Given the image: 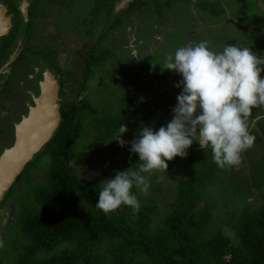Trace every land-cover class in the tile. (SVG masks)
I'll use <instances>...</instances> for the list:
<instances>
[{"label": "trees", "instance_id": "obj_1", "mask_svg": "<svg viewBox=\"0 0 264 264\" xmlns=\"http://www.w3.org/2000/svg\"><path fill=\"white\" fill-rule=\"evenodd\" d=\"M5 1L0 0L1 11L7 9L3 6ZM49 1L55 5L59 31L52 40L48 38L44 47L50 41L59 45L56 43L54 48L45 49L36 46L35 41L34 45L29 44L32 48L38 47L35 54L36 50H42V68L55 74L42 81L56 80L58 119L50 138L32 155L10 187L17 185L23 175L25 179L22 180L29 182L36 205L16 216L12 226L20 237L15 243L20 250L14 257L9 256L8 263L0 264H264V169H261L262 183L257 188L259 205L252 208L245 202L237 211L226 198H221L222 202L211 200L210 188L218 192V199L222 192H234L235 186H238L235 194L254 195L252 186L257 180L251 181L248 165L238 177L230 172L233 166L218 167L212 160L211 150L198 152L195 141L187 150L195 152L191 158L185 156L188 162L178 161L182 157L177 156L168 161L166 172L144 173L148 176L149 191L132 189L140 202L138 212L122 205L105 214L95 206L102 181L114 178L116 171L138 165V154L130 152V142L139 129L153 123L147 117L151 113L146 118L141 117L143 101L146 106L139 90L143 76L121 74L123 54L131 45L126 36L117 40L115 34L123 28L127 13L134 15L127 20L141 31L155 26L153 32L159 31L165 37L169 23L185 31L187 25L179 21V15L187 16L188 0H130L120 12L115 11L118 0H93L90 4H84V0ZM166 6L167 15L163 9ZM206 7L196 9H202L206 22L223 19L219 7L215 10ZM243 7L247 12L253 9L245 4ZM75 9L81 12L75 13ZM62 23L69 24V28H62ZM239 31L230 26L232 35ZM216 35L220 41H232L230 33L220 31ZM134 41L132 43L136 44ZM8 47L6 38L0 37V58L8 57ZM115 55L119 58V68H113L110 57ZM59 56L72 62L70 71L68 68L63 71ZM107 61L112 65L110 81L127 83L126 102L123 96L120 102L101 99V90L89 88L86 92L84 84L73 82L76 63H82L83 77L88 81ZM2 63L0 61V65ZM164 66L165 62L161 61L157 69L162 72ZM171 95L166 92L163 104L169 105ZM134 109L136 116H133ZM257 109L260 107L253 109L254 114ZM161 115L165 122H157L158 126L166 125L171 119L166 111ZM120 124L128 127L122 137L128 143L123 147L115 140L107 142ZM44 156L48 158L44 166L45 180L37 183L33 172ZM241 160H246V152L242 153ZM176 164L184 167L176 169ZM243 180L249 186L243 188L235 184ZM224 226L230 227L233 236L226 233Z\"/></svg>", "mask_w": 264, "mask_h": 264}, {"label": "clouds", "instance_id": "obj_2", "mask_svg": "<svg viewBox=\"0 0 264 264\" xmlns=\"http://www.w3.org/2000/svg\"><path fill=\"white\" fill-rule=\"evenodd\" d=\"M188 15L185 20L189 23ZM163 69L182 77L175 85L182 91L177 95L172 117L158 129L151 126L139 129L130 142V152L138 154V165L116 171L114 178L100 183L95 206L105 214L122 205L138 212L140 202L132 189L149 191L148 176L144 173L166 172L168 161L177 156L185 157L194 141L201 149H210L212 160L222 169L238 166L242 153L254 144L249 118L253 109L264 106V76L261 75L264 58L238 43L215 50L201 40L189 42L167 55ZM260 119L264 117H252L251 125ZM127 131V125L120 124L107 142L115 140L121 147L125 146L128 142L122 137Z\"/></svg>", "mask_w": 264, "mask_h": 264}, {"label": "flooded vegetation", "instance_id": "obj_3", "mask_svg": "<svg viewBox=\"0 0 264 264\" xmlns=\"http://www.w3.org/2000/svg\"><path fill=\"white\" fill-rule=\"evenodd\" d=\"M128 1L130 0L125 1V7L121 10H116V2L115 11L120 12L125 10ZM223 1H225V3H223ZM243 1L244 0H242V2ZM219 2L224 9L221 11L223 19L229 24L227 28L221 29L223 19L220 22L212 23V19L206 22V18L201 14L202 10H196L199 7L188 6L186 15L190 14L188 15V17H190V22H186L184 14L179 15V21L186 23L187 30H179L178 26H173L169 23L165 35L166 40L163 39L166 43L165 47L159 46L161 36L157 37V34L161 32L156 31L157 34H155L153 32L155 26H148L141 31L140 29H136V25H133L132 22L127 20L124 22L125 24L123 28H121L120 34H115L117 40L125 39L126 36L131 45L128 47V51L123 54L124 69L122 68L121 74L127 72L136 78H139V75L143 76V81L139 83V90L141 91L140 95L142 98L146 100L145 107L148 109L143 112L141 117L146 118V116L151 113L147 117H150V120L153 122L150 125L154 129H158L160 126H158L157 122L162 124L165 120L161 115L164 111L172 115L175 106L170 105L171 103H177V97L175 96L182 91V88L175 86L177 82L182 79L180 75L171 70L164 69L160 72V70L157 69L161 61L165 62V58L170 53L169 49L175 48L176 45L178 48L185 46L189 42L199 43L201 40L207 41L209 48L215 46L217 49L218 45H220V48L217 50H220L226 44L238 43L243 47L251 48L258 56L264 58V0H246L244 3L245 7L253 8L250 12H247L244 7L240 8L233 4L231 0H219ZM3 6H7V9L0 11L2 18H5L8 24L5 25V30L1 31L0 37L6 38V42L9 45V53L8 57L0 58V61H3L0 65V113H7L11 116L8 118L11 125H9L8 121V123L2 122L0 126V138L3 137L2 141H0V156L4 150H6L5 148L7 145H5L4 141L7 137H12L11 139L13 140L10 147L14 145L18 125L28 116L30 110L35 107V101L42 90V73L44 70V68H42L44 63H40L42 50H36L35 54V48H38L36 47L37 45L44 47L49 41L48 38L51 37L52 40L59 31V21H57V16L55 14V5L49 0H6ZM163 9L164 14L169 12L167 6ZM133 16L130 15L128 17ZM199 18L201 19L200 25H194V21ZM235 24L238 26L236 28L240 31L239 34L233 33L232 37L230 26L235 27ZM157 26L158 25H156V27ZM219 30L225 34L230 33L229 38L232 39V41H220L216 35V33L220 32ZM169 32L171 33L169 34ZM133 38L136 40L134 41ZM153 38H157V43L155 45H152V42H154ZM181 38L185 39L180 41ZM196 38L200 40L195 42L194 39ZM176 39H178L177 42ZM34 41L36 46H33V49L29 42H32L34 45ZM37 41L40 43L38 44ZM132 41L136 42V44H133ZM168 41L172 42L169 44ZM122 43L123 42H120V44ZM55 45L56 43H54V41H50V44L46 48H54ZM18 56L19 58H17ZM63 57L65 56H59V65L62 66L63 71L67 70L66 68L70 71L72 62H68L66 57ZM16 60L19 62H16ZM9 61V64H11V66H9L10 69L7 67ZM3 71H6V73H2ZM46 71L47 70H45V72ZM263 73L264 72L261 74ZM36 77H40L41 79H36ZM34 79L37 80L35 87L31 85ZM53 81L56 80L53 79ZM33 88L36 89V94L34 95L33 93V95H30ZM166 92L168 94L172 93L170 97L171 100L168 101L169 105L163 104ZM170 110L172 112H170ZM256 116L259 115L252 113V117ZM252 117H250L249 120H252ZM251 126L250 121V127ZM196 150L200 153L203 151L199 144L196 145ZM191 154H195V152L189 151L186 156L191 158ZM179 159L180 161H184L187 160V157ZM9 206L11 213L15 216L13 219L14 224L17 212H15L14 206ZM10 220L11 219H9V221Z\"/></svg>", "mask_w": 264, "mask_h": 264}, {"label": "rangeland", "instance_id": "obj_4", "mask_svg": "<svg viewBox=\"0 0 264 264\" xmlns=\"http://www.w3.org/2000/svg\"><path fill=\"white\" fill-rule=\"evenodd\" d=\"M92 1L93 0H84V4H90ZM245 1L246 0H244L243 2H242V0H231V2L233 4L239 6L240 8H243ZM223 3H225V1H223ZM186 5L187 6H197L200 8H205L207 5L206 9L215 10L217 7H219L220 11L224 10L223 6L220 5L219 0H214V1H212V0H188ZM75 11H76L75 13L81 12L78 9H75ZM130 15H131V13H127L124 16L125 21L129 18L128 16H130ZM239 21H241V20H239ZM200 22H201V19L199 18L196 21H194V25L199 26ZM6 24H7V20L5 21V18H2V15H1L0 16V31L5 30ZM221 24H222L221 29L227 28L229 26V24L226 23L225 19H223ZM61 27L62 28L63 27L69 28V24H63L62 23ZM235 27H238V26L235 24ZM120 32L121 31L119 29L116 34H119ZM170 33L171 32H169V34ZM155 34H157V32H155ZM158 36H160V35L157 34V37ZM232 37H233V35H232ZM156 39L157 38H153L154 42H152V45H155L157 43ZM184 39L185 38H183V40ZM199 40L200 39H198V38L194 39L195 42H197ZM177 41H178V39H176V42ZM170 42H172V41H168L169 44H170ZM56 43L58 46L59 43L58 42H56ZM80 44H78L77 47H79ZM159 46H162V47L166 46V43L163 41L162 36H161V40L159 41ZM177 48L178 47H176L175 49H177ZM211 48L217 50L218 48H220V45H218L217 49L215 46H212ZM173 50L169 49L171 54L174 53ZM263 57H264V55H263ZM110 58L113 61V66H114L113 68H119V63H120L119 58L116 55L111 56ZM81 64L82 63H76V66H74V68H73V82H75V84H77V83L80 85L84 84V88H85L86 92L89 88H95V89H98L99 91L101 90L100 95H103L101 99L107 98L109 101H110V99H112L113 101L115 100V102H120L122 100V96H123L124 102L127 101V97L124 95V92H126L125 88L127 87V83L118 84L114 79H113V81H110L109 77H110V70H112V65L109 61H107V63H105L104 65L102 64L99 68H97L96 72H95V76L92 77L91 79H89L88 81H86L83 77L82 69L84 66ZM79 66H81L80 70L78 69ZM7 67L9 68V66H7ZM76 68L79 72L76 70ZM44 72H45V69L43 70V73H42V75H43L42 79H44V80L47 78H53V76L55 77V74L53 71L48 72V73L47 72L44 73ZM2 73H6V71H3ZM261 75L264 76V73ZM36 79H41V78L36 77ZM36 79H34L32 84H31L34 87L36 86V81H37ZM51 80H53V79H49V81H51ZM33 93H34V95L36 94L35 88H33L30 95H33ZM175 97H177V94ZM88 98H89V96H88ZM100 102H101L102 106H105L102 103V100H100ZM142 103L144 105V111H146L144 101ZM173 104L174 103H171L170 106H172ZM170 112H172V111L170 110ZM136 114H137V112L134 109L133 116L134 115L136 116ZM257 114L261 117H264V106H261L260 109H257ZM10 117L11 116L7 113H0V126L2 125V122L8 123V121H9L8 118H10ZM171 117H172V115H171ZM9 125H11L10 121H9ZM249 131L255 136L254 144L252 145V147H250L246 151H244V153L246 152V160H244V161L241 160V163L238 166H233L232 169L230 170V172L234 176H237V177H238V175L241 176L240 172L243 170V168H246L245 167L246 165H248V173L251 177V181H253L254 179L257 180L256 182H254L255 185L252 186V188L255 190V194L254 195L252 194V195L240 196V193L235 194V191L238 187V186H235L234 192H231V190H229L228 192H225V193L222 192L221 193L222 196H219V199H218V192L215 190L214 187L210 188V195L212 196L211 200L214 199L216 201L222 202L221 198H226L227 199L226 202H228V203L231 202L232 205L234 206V209L236 208L237 211L242 207V205L245 202L249 203V205H251L252 208H254L255 206H258L260 203V198L257 195V193H258L257 188H260L258 185L262 183L261 169H264V119H260L254 126H251L249 128ZM2 138H0V141H2ZM11 138L10 137L6 138V140L4 141L5 145H11L12 144L13 140ZM107 160H109V159L107 158ZM178 161H180V159ZM186 162H188V161L184 160L183 163H186ZM38 164L39 165L37 166V170H35L33 173L35 174L34 178L36 179L37 183L38 182L40 183V182H44V180H45V175H44L45 167L44 166H47L48 158H46L44 156L43 160ZM182 167H184V166H179V165L175 166L176 169L182 168ZM96 170L98 172V168ZM27 171L32 172V170H27ZM99 172L101 173V171H99ZM89 174H91V173H89ZM22 179H25V178H23V175L21 176L20 182L17 185H15L14 187H12L9 190L4 191L3 195H5V197H4L3 201L0 202V258H2V261H0V263H2V262L8 263L11 260L9 256H11V258L14 257V254L18 250H20L19 245L15 244V243L19 242L20 237L18 236V234L16 235V227L11 226L13 224V219L15 216L13 215V213H11L9 205H12L15 207L14 210H15V212H17V216L23 215L25 212L29 211L33 207V205H36L34 202L35 199H34L33 193H32V191H30V186L28 185L29 182H25ZM31 181H33V180H31ZM235 184H238V185L242 186L243 188L245 186H249V184H247L246 180L245 181L243 180L242 183H235ZM171 192H174L173 188H171ZM216 209H217V207H216ZM4 210H5V212H4ZM224 213H225V211H223V214ZM9 219H11V220L9 221ZM224 230L226 231L227 234H230L233 236V231L230 229V227L224 226ZM7 252H8V257H7Z\"/></svg>", "mask_w": 264, "mask_h": 264}, {"label": "water", "instance_id": "obj_5", "mask_svg": "<svg viewBox=\"0 0 264 264\" xmlns=\"http://www.w3.org/2000/svg\"><path fill=\"white\" fill-rule=\"evenodd\" d=\"M126 0H119L116 10L125 7ZM42 83V93L36 99L28 116L17 127L14 145L0 156V199L5 190L16 180L32 155L50 138L58 119L57 93L53 80Z\"/></svg>", "mask_w": 264, "mask_h": 264}]
</instances>
